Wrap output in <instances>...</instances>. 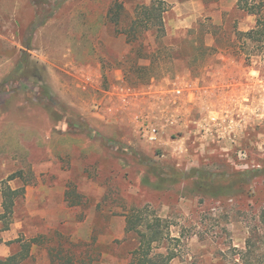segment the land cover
Returning a JSON list of instances; mask_svg holds the SVG:
<instances>
[{"label": "rangeland", "instance_id": "rangeland-1", "mask_svg": "<svg viewBox=\"0 0 264 264\" xmlns=\"http://www.w3.org/2000/svg\"><path fill=\"white\" fill-rule=\"evenodd\" d=\"M112 1L0 0V214L4 187L24 189L0 245L36 239L19 264H130L126 216L146 208L179 238L171 264H236L264 210V65L230 39L256 18L239 0H197L183 27L167 14L165 42L196 47L133 85ZM122 1L131 16L141 0Z\"/></svg>", "mask_w": 264, "mask_h": 264}, {"label": "trees", "instance_id": "trees-1", "mask_svg": "<svg viewBox=\"0 0 264 264\" xmlns=\"http://www.w3.org/2000/svg\"><path fill=\"white\" fill-rule=\"evenodd\" d=\"M241 9L255 16L256 24L249 30H236L231 44L236 54L246 60L248 65L259 67L264 65V0H239ZM166 2L154 0L148 5L135 8L129 16L124 6L115 2L110 8L107 19L114 27L116 34L126 36L130 50L125 56L123 69L125 79L133 85L148 84L152 79L167 72L162 64L173 63L179 58L176 53L180 44L188 43L196 47V40L189 31L186 37H175L169 43L165 42L167 29L165 23ZM197 49V48H196ZM260 171L259 169L254 172ZM264 171V169H263ZM15 175H10L11 180ZM24 193V189H13L9 185L3 189V208L0 218L4 219V229L10 228L13 222L14 207L17 198ZM126 232L132 234L138 245L132 251L130 264H171L178 256L172 248V241L179 238L172 237L171 224L161 216L149 215L146 208H133L126 216ZM36 239L22 242L21 251L0 259V264H19L30 255V250ZM168 242L166 252L157 249ZM259 244V245H258ZM258 245V247H257ZM264 248V210L260 214V228L252 232L246 240L245 248L241 252L240 261L236 264H255L253 262L254 249Z\"/></svg>", "mask_w": 264, "mask_h": 264}, {"label": "crops", "instance_id": "crops-1", "mask_svg": "<svg viewBox=\"0 0 264 264\" xmlns=\"http://www.w3.org/2000/svg\"><path fill=\"white\" fill-rule=\"evenodd\" d=\"M152 1H154V0H141L138 2V4L135 6V8H137L138 6H141V5H148ZM163 1H165L166 5H167V11L165 13V23L167 21L166 15L169 13H172L173 15H175L177 22H172V20H169L170 21L169 24L172 25L173 27L174 26L183 27V26H186V22H187V21L180 18L181 15L183 14V9L187 8L189 5L193 6L195 1H197V0H163ZM115 2L121 3L125 8V4L122 0H113L110 8L114 5ZM110 8H109V10H110ZM109 10H108V12H109ZM107 15H108V13H107ZM27 195H29V193H27ZM62 196L64 199L65 198L64 197V191L62 192ZM10 252H11V248L8 245H6V244L0 245V256H6L7 257V256H9Z\"/></svg>", "mask_w": 264, "mask_h": 264}, {"label": "built area", "instance_id": "built-area-1", "mask_svg": "<svg viewBox=\"0 0 264 264\" xmlns=\"http://www.w3.org/2000/svg\"><path fill=\"white\" fill-rule=\"evenodd\" d=\"M143 134L151 140H156L158 136V129L150 124L142 125Z\"/></svg>", "mask_w": 264, "mask_h": 264}]
</instances>
